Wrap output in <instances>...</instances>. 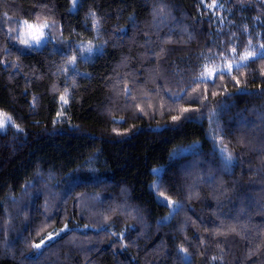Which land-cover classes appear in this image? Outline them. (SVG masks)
Here are the masks:
<instances>
[{
  "label": "trees",
  "instance_id": "16d2710c",
  "mask_svg": "<svg viewBox=\"0 0 264 264\" xmlns=\"http://www.w3.org/2000/svg\"><path fill=\"white\" fill-rule=\"evenodd\" d=\"M69 8L0 0V112L20 129L0 133V264H264V0ZM10 20L55 32L23 48ZM84 43L99 52L84 60ZM156 183L180 205L169 220Z\"/></svg>",
  "mask_w": 264,
  "mask_h": 264
},
{
  "label": "rangeland",
  "instance_id": "374dc122",
  "mask_svg": "<svg viewBox=\"0 0 264 264\" xmlns=\"http://www.w3.org/2000/svg\"><path fill=\"white\" fill-rule=\"evenodd\" d=\"M77 2L78 0H70V8L69 10L71 12H74L75 9H76V6H77ZM11 21V20H10ZM53 24H51L49 21L47 22H36V23H31V22H27V21H21L19 24H14L12 21L9 22V26H8V34L14 38L16 40V42L23 48H40L42 47L44 44H46L49 40H50V31H54L53 30ZM55 32V31H54ZM39 36L40 39L39 41H37L36 37ZM78 50H79V55L80 57H82L84 60L86 59H89L90 57H92L93 55H95L97 52H99L98 48H96L95 46L93 45H89L88 43H84V44H79L77 46ZM91 48L92 51L89 52L87 51V49ZM244 54H241V55H235V54H232L230 61H224L223 63H217L215 65H212V66H205L204 67V70L202 71L203 74H202V79L204 80V78H208V79H205V80H210L212 79L217 73H220V72H227V67H228V64L231 63L235 68V65L239 64L241 62V57L243 56ZM253 57V56H252ZM251 58V57H250ZM73 62V61H72ZM73 64L71 63V66ZM131 101H135V99H130ZM133 103V102H132ZM134 106L136 105L137 106V109H143V106L137 104V103H134L133 104ZM149 107V105L147 106ZM151 107V106H150ZM0 120H3L5 122V127L3 129H0V133H4L5 131L7 130H14V131H17L18 130V127L14 125V123L9 120V117L0 112ZM190 151V149H184L182 152L186 153ZM220 155L222 156V158L226 161V157H228L221 149L218 150ZM39 184H42V183H39ZM158 183L154 184L153 186V190H154V193L156 194V197H157V200L162 202V203H165L168 207H169V214H167L165 216V220H169L171 218V216L179 210L180 208V205L177 204V202H174V201H171L169 200L168 198H165L163 197V195H161L157 188L159 187ZM30 186V185H29ZM29 186H27L28 188H26L25 190L29 189ZM46 188H44L43 190V197H44V200L46 201V196L45 194H47V199H49L50 201H52V203L50 204H47V207L49 210L52 211V207L54 206V204L56 205V201H58L59 199V196L61 197L60 195V192H57V193H54L51 191V188L50 187H47V185L45 186ZM39 191L42 189L41 187H35V189H30L29 191L34 194L35 192H38V189ZM84 198V197H82ZM84 201L82 204L80 203V205L84 208H87L88 206L91 205V203H93L92 199L90 197H86L84 198ZM171 202V203H169ZM43 206V208H46L45 206V203H42L41 204ZM52 208V209H51ZM44 211H46L45 209H43ZM122 211H125L124 208H122ZM46 214V213H45ZM96 217L92 218V219H87V220H90L91 222H94L96 221L95 220ZM141 225L143 223H140ZM144 227H146V225H144ZM143 226H141V228L144 229ZM142 232V231H141ZM49 237H52V239H49ZM57 238V234H51L49 236H47L46 238V241H53ZM41 243V242H40ZM43 245V244H42ZM41 245V247H42ZM40 247V248H41ZM39 248V249H40Z\"/></svg>",
  "mask_w": 264,
  "mask_h": 264
},
{
  "label": "snow or ice",
  "instance_id": "6c2138e0",
  "mask_svg": "<svg viewBox=\"0 0 264 264\" xmlns=\"http://www.w3.org/2000/svg\"><path fill=\"white\" fill-rule=\"evenodd\" d=\"M36 39H37V41H39L40 37L37 36ZM260 48L264 49V44H261V45H260ZM87 51L91 52L92 49L89 48V49H87ZM232 51H233V52L236 51L235 47H233ZM254 55H255L254 52H246V53L241 57V62H240L239 64L235 65V68L238 70L239 67H241L245 62H247V61L249 60L250 57H252V56H254ZM233 67H234V66H233L231 63H229V64H228V67H227V72L230 73V72L233 70ZM217 75H219L220 78H223L224 73H223V72H220V73H217ZM232 78H233V79H236L235 76H233ZM204 79H208V78H204ZM198 82H203V81H198ZM238 83H239V81L237 80V84H238ZM212 84H213V85L215 84V79H214V78L212 79ZM184 91H185L184 89H181V92H184ZM205 92H207V89L205 90ZM175 95H176L177 98H180V99L183 98L182 96H180L179 93H177V94H175ZM213 95H215V93H213ZM61 99L63 100L64 98L62 97ZM189 99H190L192 102H195L196 99H197V97H196V96H192V97H190ZM66 102H67V101H65V103H66ZM185 111L187 112L188 109H185ZM185 118H186V119H190V117H185ZM173 119L175 120V119H177V117H173ZM213 119H214V117H213ZM9 120H10V118H9ZM4 127H5V122H4L3 120H0V129H3ZM19 130H20V129H18V131H19ZM225 159H226V166H227V164H230V163L232 162V159H233V158H232L231 155H229V156L226 157ZM169 203H171V202H169ZM60 231H61V232H64L65 229H61ZM57 235H59V233H57ZM49 239H52V237H49ZM44 243H45L44 241H41L40 244H36V245H34V247L37 248V249H39V248L41 247V245L44 244ZM214 259H215V258H214Z\"/></svg>",
  "mask_w": 264,
  "mask_h": 264
}]
</instances>
